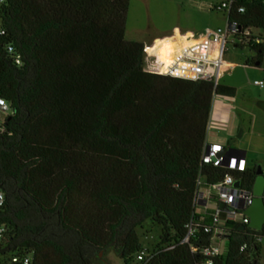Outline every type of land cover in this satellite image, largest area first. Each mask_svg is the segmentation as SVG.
<instances>
[{
  "label": "trees",
  "instance_id": "obj_1",
  "mask_svg": "<svg viewBox=\"0 0 264 264\" xmlns=\"http://www.w3.org/2000/svg\"><path fill=\"white\" fill-rule=\"evenodd\" d=\"M129 2L7 0L5 39L22 64L0 56V94L13 108L0 134V253L92 264L112 249L123 264H202L212 226L227 240L214 264H264V229L224 209L213 225L214 209L193 203L198 179L209 187L230 173L252 188L256 167L201 162L212 98L235 88L146 71L145 44L125 39ZM228 18L264 31V0H232ZM250 49L259 65L264 43ZM145 222L159 229L151 248L138 235Z\"/></svg>",
  "mask_w": 264,
  "mask_h": 264
},
{
  "label": "built area",
  "instance_id": "obj_2",
  "mask_svg": "<svg viewBox=\"0 0 264 264\" xmlns=\"http://www.w3.org/2000/svg\"><path fill=\"white\" fill-rule=\"evenodd\" d=\"M7 4V0H0V56L9 54L11 60L16 65L22 64V55L16 51V48L5 37L7 30L3 24L2 13ZM232 0L216 3L212 6L215 11L224 12L226 16V24L224 27H208L197 38L191 40L192 36L185 32L176 31L169 36L172 38L173 46H168V54L170 60L165 62L159 59V70L155 71L152 67L144 66V69L151 73L168 75L174 78H182L187 80L209 79L218 83L221 73L226 69H232L234 64L224 60V54L227 50L226 44L228 40L237 46H252L264 43V31L256 27H242L236 22L230 21L228 12L230 10ZM239 12L243 8L237 9ZM145 45L144 54L148 47ZM157 55L156 52H153ZM1 59V58H0ZM148 65V64H147ZM254 85L264 86L263 80H255ZM13 114L11 102L0 94V134L6 131V124ZM228 163L226 165V160ZM202 163H212L215 166L221 165L225 168L237 171H244L247 163L246 157L241 156L239 152H228V149L219 143L204 142L201 154ZM235 179L232 174L226 173L221 181L202 187L201 180L197 181V189L194 194L193 203L204 209L213 208L212 224L219 226L224 221L220 219V210L224 209L226 220L240 221L248 223V217L243 213V209L251 204L253 193L251 188L239 187L233 185ZM240 182V180H239ZM214 201L211 207L209 203ZM5 204V194L0 189V210ZM220 204H224L220 207ZM187 234L182 242H187L189 237L193 235L192 223L187 224ZM264 229V225H263ZM204 231L210 233V243L200 249L203 254L204 261L202 264H214V259L222 253L218 244L219 239L223 238L222 229L219 227L205 226ZM7 228L0 224V248L4 247L5 234ZM196 251V248H192ZM146 253L141 251L137 254V259L143 260ZM0 264H33V251L23 254L7 252L0 253Z\"/></svg>",
  "mask_w": 264,
  "mask_h": 264
},
{
  "label": "rangeland",
  "instance_id": "obj_3",
  "mask_svg": "<svg viewBox=\"0 0 264 264\" xmlns=\"http://www.w3.org/2000/svg\"><path fill=\"white\" fill-rule=\"evenodd\" d=\"M216 3L220 0H214ZM185 9H182L181 6ZM191 0H183L182 4L167 1L164 5L167 11L162 12L160 0H130L126 15L125 39H143L173 24L185 23L200 18L193 8ZM210 27H224L226 16L224 12L212 10ZM177 31L175 33V36ZM173 46L172 38H159L153 46L148 47L144 54V65L159 70L160 60L170 59L168 46ZM224 60L234 64L232 69L224 70L218 83L235 88L232 97L214 95L212 98L209 122L207 127V142H218L227 149L245 151L247 168L260 166L264 175V110L257 102L264 100V86L254 85L255 80L264 81V50L262 61L254 65L251 60L256 52L246 46H236L231 39L226 44ZM157 55H154L153 52ZM248 60V64L245 62ZM148 64V65H147ZM240 133V135H239ZM214 201L209 205L212 207ZM145 229H138V235L143 247L151 248L158 241L159 229L152 226L148 232V222ZM227 240L218 241L222 252L225 251ZM264 245V237L262 238ZM92 264H123L117 253L112 249L97 252Z\"/></svg>",
  "mask_w": 264,
  "mask_h": 264
},
{
  "label": "crops",
  "instance_id": "obj_4",
  "mask_svg": "<svg viewBox=\"0 0 264 264\" xmlns=\"http://www.w3.org/2000/svg\"><path fill=\"white\" fill-rule=\"evenodd\" d=\"M160 1L162 2V12L167 11V9H165L164 7L167 1H170L172 3L174 2V4H179V3L182 4L183 2V0H160ZM191 1L196 5V6L193 5V8L196 9V11H198V13L200 14L199 19L197 18L193 21L192 20L190 21L188 18V21H186L185 23L182 22L180 23L179 21V24H173L170 27H166L162 30H159L156 33L150 34L143 39H134V40L141 41L146 46H149L152 43H154L156 39L169 37L175 31H180L190 34L192 36L191 40L197 38L206 28L210 27L212 15H213L212 10H214L212 6L216 4V2L214 0H191ZM224 1L226 0H220L217 2H224ZM181 8L185 9L183 5L181 6ZM210 143H218V142L211 141Z\"/></svg>",
  "mask_w": 264,
  "mask_h": 264
},
{
  "label": "water",
  "instance_id": "obj_5",
  "mask_svg": "<svg viewBox=\"0 0 264 264\" xmlns=\"http://www.w3.org/2000/svg\"><path fill=\"white\" fill-rule=\"evenodd\" d=\"M258 65V61L254 63ZM257 106L264 110V100L257 102ZM10 119V117H9ZM240 135V133H239ZM228 152H239L241 156L244 157L245 151L228 149ZM228 163V158L226 160V165ZM256 177L254 179L251 191L253 193L252 202L246 208L243 209V213L248 217L249 221L247 226L255 229L262 230L264 225V175L260 166H256L255 169ZM233 185L235 187L240 186L239 180H235ZM224 204H220V207H223Z\"/></svg>",
  "mask_w": 264,
  "mask_h": 264
},
{
  "label": "flooded vegetation",
  "instance_id": "obj_6",
  "mask_svg": "<svg viewBox=\"0 0 264 264\" xmlns=\"http://www.w3.org/2000/svg\"><path fill=\"white\" fill-rule=\"evenodd\" d=\"M255 58H256V55H255V57L253 59H255ZM255 177H256V174H255Z\"/></svg>",
  "mask_w": 264,
  "mask_h": 264
}]
</instances>
